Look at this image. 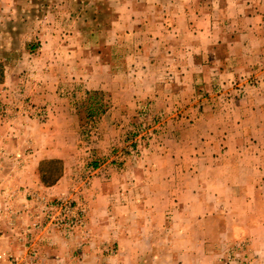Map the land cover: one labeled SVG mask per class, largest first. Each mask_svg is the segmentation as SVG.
Masks as SVG:
<instances>
[{
    "label": "rangeland",
    "instance_id": "obj_1",
    "mask_svg": "<svg viewBox=\"0 0 264 264\" xmlns=\"http://www.w3.org/2000/svg\"><path fill=\"white\" fill-rule=\"evenodd\" d=\"M251 2L243 9L234 7V0H0V85H4L0 88V131L9 122L17 130H22L25 125L41 127L47 121H50L48 124L51 129L59 128L61 132L54 133L53 137L58 140L59 154L68 161L63 164L58 160L63 170H66L62 176L72 177L69 188H66L70 190L68 193L82 194L88 189L90 179L97 170L102 175L123 170L126 172L127 168L139 171L134 165L149 156L148 150L162 147L163 142L170 137V124L180 122V119H190L187 110L190 106L201 109V101L210 103V98L220 97L224 103L226 100L245 97V89L255 86L257 81L248 69L252 66L250 55H238L236 49L232 52L231 57L234 55L239 58L231 64L242 65H238L236 80L230 85L215 83L214 89H211L214 93L210 92L209 95L200 89L199 82L195 80L193 93L188 100L171 103L169 112L157 109L156 97L152 98V95L146 101L134 99L132 113L125 117L123 123L110 118H106V122L102 121L111 107V92L106 89L87 90L86 83L103 81L114 90L122 88L134 98L138 94L139 98L143 88L141 80L147 71L155 72L157 64L162 63L167 67L162 75L166 79L171 77L169 73L174 72V66L184 64L188 58L179 52L180 45L184 46L185 41L178 43L174 37V44L171 45L169 38L165 40L163 37L161 45H164L160 46L154 40L160 36L159 28L176 27L178 24L176 28L184 29L186 25L192 26L194 23L199 27L203 19L208 21L207 15L212 10L218 12L216 5L224 10L210 19L212 25L209 28L223 33L224 42L216 46L214 52L224 60L231 47L228 48L230 41L235 40L240 31L256 28V23L246 19V15L252 11L250 6L258 3L257 0ZM241 11L244 15L238 16ZM174 45H178L177 52L171 55L175 50ZM214 52H211L212 56H215ZM208 62L209 66L216 67L209 59ZM143 63L150 65L144 68ZM200 74L198 71L197 75ZM162 86L168 90L165 83ZM42 92L49 95L47 100L41 98ZM92 92L101 94L95 101L101 102L105 108L88 118L92 101L91 104L86 101L87 93ZM113 125L120 129V138H115L117 143L114 142V149L107 148L105 153H101L98 146L108 140ZM62 126L63 130L60 129ZM35 130L37 132H18L12 139L6 135L9 143L6 140L4 146L0 145V210H3L0 213L4 215L0 217V223L2 227L4 224L9 227L10 221L5 222V218L10 213L9 208L12 210L13 199L16 198L18 202V190L29 188L36 193H21L25 195L23 212L27 216L26 220L22 219V212L18 209L12 218L19 226L25 227V242L34 233L42 232L70 240L78 230L83 229L86 222L82 197L76 200L66 196L50 198L32 187V184L36 185L34 181L29 179L27 186L28 182L21 180L32 177L29 165L25 162L30 149L25 144L31 139L34 142L41 139L38 129ZM4 134L0 133L1 144ZM34 175L35 181L39 180V166ZM230 193L233 196L232 191ZM225 195L227 202L230 194L226 192ZM58 200L83 212L82 221L71 234L55 226L58 220L56 214L49 216L43 211V206L52 207ZM236 214L238 217L231 213L208 214L204 218V228L194 226L189 230L193 238L200 237L208 241L206 252L212 258L203 259L200 264H264V246H261L264 241L251 243V233L247 228L249 224H264V210L250 213L246 226L242 214ZM234 219L242 222L240 225L243 224L244 237L239 234L236 240L225 241L220 232L229 236L231 232L224 224ZM28 244L27 241L25 245ZM30 257V264H37L34 255ZM9 263L15 264L11 260Z\"/></svg>",
    "mask_w": 264,
    "mask_h": 264
},
{
    "label": "crops",
    "instance_id": "obj_2",
    "mask_svg": "<svg viewBox=\"0 0 264 264\" xmlns=\"http://www.w3.org/2000/svg\"><path fill=\"white\" fill-rule=\"evenodd\" d=\"M251 1L234 0L233 5L243 8ZM257 1L255 6H250L252 11L246 15L248 21L257 24L256 28L240 31L236 39L228 44V48L231 47L224 60L214 52L215 47L224 42L223 33L209 28L212 25L210 19H214L222 10L216 5L218 12L212 10V14L207 15L208 21L203 19L199 27L194 23L192 26L186 25L184 29L176 28L178 24L176 27L159 28L160 36L154 40L160 46L164 45H161L163 37L165 40L169 38L171 45L174 44V37L178 43L185 41L184 46L180 45L179 52L188 58L184 64L174 66V72L169 73L171 77L166 79L162 75L167 67L162 63L157 64L155 72L147 71L141 80L143 88L139 98L138 94L134 98L122 88L114 90L103 81L86 83L87 90L106 89L111 92V107L102 121L110 118L123 123L125 117L132 113L134 99L146 101L152 95V98L156 97L157 109L169 112L171 103L188 100L193 93L195 80L199 82L200 89L209 95L215 83L230 85L236 80L238 65H242L231 64L239 58L231 57L232 52L236 49L238 55H250L252 66L248 69L257 81L255 86L245 89V97L224 103L220 97L210 98V103L201 101V109L190 106L187 109L190 119H180V122L170 124V137L162 147L156 146L158 152L148 150L149 156L134 165L139 171L127 168L126 172L102 175L97 170V174L94 173L90 179L88 189L82 194L68 193L70 190L66 188H69L72 177L66 175L52 187L42 186L39 180L35 181L34 175L40 162H68L59 154L58 140L53 137L61 130L51 129L50 121L41 127L25 125L22 130H17L11 125L12 122L4 124L1 131L6 134L1 137L2 146L18 132L33 133L37 132V128L41 136L39 141L29 139L25 144L30 149L25 162L32 177L21 180L28 182L27 186L30 180L34 181L36 185L32 184V187L50 198L66 196L76 200L82 197L86 222L83 229L78 230L70 240L45 232L34 233L26 246L23 235L25 227L19 226L12 218L18 209L22 212V219L26 220L23 212L25 195L21 193L36 192L29 188L18 190V202L16 198L13 199L12 210L9 208L10 213L5 218V222L10 221L9 227H6L7 224L2 227L0 223V264H10L9 260L15 264H30L31 255H34L37 264H200L203 259L212 258L206 252L208 241L193 238L190 229L194 226L204 228V218L215 213H231L238 217V212L242 214L246 226L250 213L264 210V0ZM243 13L239 12L238 16ZM177 48L178 45H174L175 50L171 55L177 52ZM212 51L215 56L211 55ZM208 59L215 68L209 66ZM142 65L146 68L150 63ZM222 66L224 69H221ZM198 71L200 76L197 75ZM163 83L168 90L164 89ZM3 86L1 84L0 88ZM41 95L46 100L49 97L43 92ZM111 128L108 140L98 146L101 153L113 148L115 138H120V129L115 125ZM60 129L63 130V126ZM183 138L186 139L182 142ZM238 189L242 192L237 193ZM226 192L230 194L227 202L224 198ZM221 219L224 221V218ZM238 220L229 222L230 225L228 222L224 224L231 232L229 236L220 232L225 241L235 239L239 234L244 237L243 224L240 225L242 222ZM247 228L251 233V243L264 241V224H249Z\"/></svg>",
    "mask_w": 264,
    "mask_h": 264
},
{
    "label": "trees",
    "instance_id": "obj_3",
    "mask_svg": "<svg viewBox=\"0 0 264 264\" xmlns=\"http://www.w3.org/2000/svg\"><path fill=\"white\" fill-rule=\"evenodd\" d=\"M1 77H2V72L0 71V80ZM99 96H101L100 93H96V92L87 93L86 101L90 102V104L92 101V110L87 113L88 118L94 116L97 112H102L104 110L105 107L101 104V102L95 101ZM62 172H63V167L60 161L58 160L43 161L39 164L40 183L45 187H52L58 182V180H60L62 176Z\"/></svg>",
    "mask_w": 264,
    "mask_h": 264
},
{
    "label": "built area",
    "instance_id": "obj_4",
    "mask_svg": "<svg viewBox=\"0 0 264 264\" xmlns=\"http://www.w3.org/2000/svg\"><path fill=\"white\" fill-rule=\"evenodd\" d=\"M43 211L49 216L53 213L56 214L58 220H55V226L62 228L67 234H71L76 229L75 227L83 217V212L77 211L73 206L61 200L56 201L52 207L43 206Z\"/></svg>",
    "mask_w": 264,
    "mask_h": 264
}]
</instances>
